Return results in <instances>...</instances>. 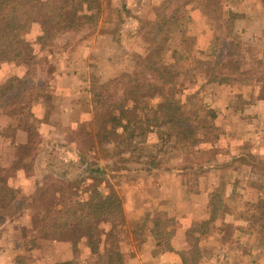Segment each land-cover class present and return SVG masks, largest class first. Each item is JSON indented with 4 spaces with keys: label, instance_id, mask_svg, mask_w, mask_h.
<instances>
[{
    "label": "rangeland",
    "instance_id": "374dc122",
    "mask_svg": "<svg viewBox=\"0 0 264 264\" xmlns=\"http://www.w3.org/2000/svg\"><path fill=\"white\" fill-rule=\"evenodd\" d=\"M102 1L103 12L97 27L80 32L61 33L45 45H41L37 40L41 34L40 25L33 24L25 35V39L30 44V49H25L26 60L29 62L21 64L18 59L5 62L0 70V89L11 77L20 76L21 79H27L25 84H17L13 92L8 94L7 97H15L14 101L10 102L6 98L0 100L3 106L8 103L4 108L0 107V168L7 170L6 177L17 192V199L9 206V214L4 215L5 219L0 223V251L16 245L14 264H54L57 256L55 251L58 249L54 246L55 240L58 242L65 240L72 244L76 254V264H100L99 256L83 250L87 248L92 251L91 237L85 225H71L60 232V237L50 238L54 224L66 221L73 223L71 218H77L85 212L79 208L90 193L94 192L93 184L96 182L102 186L106 194L110 193V188L113 189L122 199L124 209L121 222L119 218L118 222L114 223L112 217H105L101 222L95 223V239L100 253L106 254L117 245L124 252L127 260L140 251L143 247L141 244L147 239H151L156 245L158 240L161 244L167 245L169 240L167 234H172L174 231L176 218L165 215L161 210L162 203L157 199L156 190H151V195L154 197L149 199L148 211L143 214L135 211L133 215L132 212H127L125 206L128 198L129 203L133 205L132 189L138 187L135 190L137 191L135 200L137 203L141 202L142 186L146 184L151 174V171L147 170L149 168L162 166L185 169L184 176L190 182L194 180V172L200 169V166H206L208 163L219 164L215 157L217 149L210 147L213 133L209 128H212V125H207L208 119L202 116H206L207 110L202 107V103L207 101L208 96L204 91L196 90V84L199 85L202 78L198 75L200 69L195 67L204 62L194 59V46H188L191 53L187 52L180 39L192 29L203 26L204 21L219 23L221 26L213 43L209 47L200 45L206 49L205 54L210 60L205 62L208 67L205 66L203 69L208 72V76L225 73L233 78L237 75L239 61L232 53L233 49L237 50V48L230 47L228 39L239 45V43H247V40L251 41L252 36L230 34L229 29L232 27L224 28L223 15L228 17V9H234L238 17L243 18L238 21L239 26L264 25V0H165L164 2L155 0L157 3H162L160 6L162 10L158 9L155 13L156 18L158 15L168 18L173 10L177 8L179 10L162 27L146 23V21H155L156 18L134 20L136 16H140L138 5L145 6L152 3V0ZM184 1L189 2L183 5ZM195 5L206 13L205 18L203 16L201 19L198 18L200 12L195 9L193 16L189 14L191 7ZM144 6L141 8L143 9ZM101 22L107 23L103 27L114 38L116 49L114 57L118 59L114 64H118L119 67L121 63L124 65L121 73L114 77L125 74L137 75L138 60L143 57L136 52L137 49L142 48L145 54L147 53L143 58L146 61L157 57L166 63H172L175 57L183 71L189 69L188 74L183 73L188 76H182V79L186 77L184 79L186 88L181 98L182 101L188 102L187 110L193 116L188 125L197 127L196 134H191L185 139L184 134H177L168 124H155L152 131L137 138V150L121 157L120 173L110 171L120 159L106 156L101 151L95 137L93 122L95 109L92 103V90L114 77L105 79L101 52H95L91 60L86 52L83 53V43L88 44L89 47L95 44L100 47H97L98 50L104 43L107 44L106 46L110 44L99 38L94 39ZM140 27H142L141 32ZM5 32L4 26L1 27L0 33ZM251 43L253 42H250L247 48L252 51L256 46ZM261 43L264 47V40ZM132 51H135V54H131ZM128 54L131 56L128 57ZM74 70L81 71L79 79L65 77L64 73ZM246 74H250V78H253L252 73ZM68 87L84 91L82 96L75 93V99L81 101L83 105L89 102V113L92 115L84 116L91 119L83 121L78 125L79 127L76 126V129L65 124L60 115L61 109L67 105L64 98ZM155 101H158V98ZM194 107L197 112H194ZM194 114L201 116L197 124H194L196 120ZM48 123L55 124V128L47 131L45 127ZM18 130L25 132L21 135ZM24 134L27 135V142L17 141V145L12 144L14 140L24 137ZM256 151L254 146L249 145L245 149L247 155L243 159L244 162L258 167V170L251 174L246 172L244 177L252 176L254 179L263 180L264 158H258ZM98 168L103 171H98ZM235 175L232 174L233 177ZM244 190L247 198L244 199L245 203L239 206L232 202L226 205L222 201L224 194L219 190L215 191V204L219 207L216 217L213 216L208 224L202 225L203 221L193 223L188 228L189 243L192 247L185 252L188 264H197V261L201 260L198 247L200 244L205 246L213 243L211 238H207L208 236L204 238L200 235L211 229H214L218 233L217 236L232 247L233 257L230 261H235L236 264H264V199L258 198L260 194L255 188L246 187ZM4 204L5 202L0 200V206ZM74 210L79 211L75 214ZM231 215H242V218L248 220L246 232L239 231V224L232 221ZM238 222L244 223L243 219ZM154 229L159 233L157 239L150 236ZM255 231L260 234H255ZM84 237L86 239L82 240ZM196 249L198 252L194 255ZM239 249L240 251H237Z\"/></svg>",
    "mask_w": 264,
    "mask_h": 264
},
{
    "label": "crops",
    "instance_id": "0c3cea01",
    "mask_svg": "<svg viewBox=\"0 0 264 264\" xmlns=\"http://www.w3.org/2000/svg\"><path fill=\"white\" fill-rule=\"evenodd\" d=\"M152 1V3H148L145 6L138 5L137 8L140 9V16H136L134 20L139 21L140 18L153 20L156 18L155 13L162 3H157L155 0ZM164 1L160 0V2ZM142 6H144L143 9L141 8ZM196 6L191 7L192 10H190L189 14L193 16L195 9L196 11L198 10V13L200 12L198 18L201 19V16L205 18L206 16L204 15L206 13L202 9L200 11L198 6ZM259 10L262 11V9ZM228 11L229 16L223 15L222 17L224 28L232 27V29H229L230 34L233 33L232 35L239 33L243 36H252L251 41L247 40V43H239V45L237 42L233 43L231 39H228L229 46L237 48V50L233 49L232 53L239 61L238 72L236 73L237 75H234V79L224 73L219 75V77H224L223 81H220L219 78L211 80V76H208V72L203 69L205 66L206 68L208 67V64L205 65V62L210 61L208 60L209 56L205 54L204 50L206 49H203V46L207 45L206 47H209L213 43L221 26L219 23L215 24L208 22V20L204 21L203 26L192 29L180 39L182 46L187 52L191 53L188 50V46H194V59L204 62L199 64V66H194L200 69L198 75H201L200 78H202L199 85L196 84V90L204 91L208 96L207 101L202 103L203 105L201 104L207 110L206 116H202L208 119L207 125H212V128L207 126L213 133L210 147L217 149L215 157L219 164L208 163L206 166H200V169L195 170L199 174L194 172V180L190 182L184 176L185 169L156 166L148 170L151 171V174L146 184L142 186L141 193H143V197L139 196L142 201L137 203V200H135L137 192L135 190L138 187L136 189L134 187L131 197L133 198V205L129 203L130 199L128 198L125 206L126 211L132 212V215L135 211L141 212V214L148 211L149 199L154 197L151 195V190H156L157 199L162 203L161 210L165 212V215L175 217L177 222L167 245L158 243L156 245L151 239H147L146 242L141 244L143 247L140 248V251H137L136 254L126 260V264H184L182 254L192 248L189 243L188 234L190 230L188 228L193 223L196 224L211 219L212 208L210 207V203L215 191L219 190L224 194L222 201L226 205L231 202L237 206L245 203L244 199L247 198V195L244 189L246 187L255 188L260 194L258 198L264 199V179L257 180L252 176L244 177V173L250 172L251 174V172L258 170V167L243 160L246 158L247 153L245 149L248 145L254 146L257 149L258 158H264V47L261 45L262 40H264V25L254 27L248 25L245 27L239 26L238 21L243 18H239L238 13H236L237 11H234V9H228ZM147 12H151V14H147ZM103 25H107V23H100V29L94 39L99 38V40L107 43L110 42V44L106 46L107 44L104 43L103 47L98 50L100 47L95 44L89 47L88 44L83 43V53L86 52L89 60H91L95 52H101L103 73L106 76L105 79L108 80L121 73V68L124 65L121 63V67H119L117 66L118 64H114V62L118 61L114 57V54L116 55L114 38L109 31L105 30L106 28ZM250 42H253L254 46H256L252 51L247 48L250 46ZM202 44L204 45L200 46ZM142 49H137L136 54L145 58L147 53L145 54L144 48ZM131 54H135V51H132ZM127 56L131 55L128 54ZM212 64L214 65L215 61ZM247 72L252 73L253 78H250V74H246ZM64 75L75 80V78H80L81 71L74 70L70 73L66 72ZM66 90L64 100H66L67 105L61 109L60 115L65 124H68L72 129H76V126L83 121L91 119L84 118L87 115L92 116L89 113V102L83 105L81 101L75 99V93L78 96L83 95L84 91L81 92V89L68 87ZM199 118L201 116L197 117L194 124L199 123L197 121ZM54 125L48 123L45 129L49 131L55 128ZM18 131L22 133L21 135L25 132L24 130ZM17 141L20 143L27 142V135L24 134V137L21 139L14 140L12 144L17 145ZM20 173H22L21 170ZM233 173L234 175L236 174L234 177L232 176ZM223 210L225 211V207ZM213 216L216 217V215ZM231 217L233 222L239 224V231L246 232L248 220L242 218V215H231ZM241 219H243L244 223L238 222ZM254 233L260 234L257 231ZM151 234L152 238H156L153 232ZM200 235H203L204 238L208 236L207 238H211L213 243L205 246L200 244L198 246L202 258L197 261V264H236L235 261H230V258L233 257L232 247L222 241L214 229ZM85 239V237L82 238V240ZM54 246L58 248L55 251L57 256L54 264L59 261L76 260V254L70 242L65 240L58 242L55 240ZM16 247V245H11L9 249L4 248L5 251L4 249L0 251V264H14V251H17ZM83 250L84 252L88 251L89 254H93L92 251H89L90 249L84 248ZM101 250L104 251L103 249ZM237 251H240V249ZM242 259L240 258V260Z\"/></svg>",
    "mask_w": 264,
    "mask_h": 264
},
{
    "label": "trees",
    "instance_id": "16d2710c",
    "mask_svg": "<svg viewBox=\"0 0 264 264\" xmlns=\"http://www.w3.org/2000/svg\"><path fill=\"white\" fill-rule=\"evenodd\" d=\"M188 2L184 1L183 5ZM165 9L167 10L168 6ZM161 10L159 8V11ZM178 11V8L173 10L168 18L158 15L155 21H146V23L162 27ZM102 12V0H0V28L4 26L6 31L0 33V70L5 62L17 59L21 64L29 62L26 60L25 49L29 50L30 44L25 39V35L33 24L40 25L41 34L37 40L41 45H45L61 33L80 32L97 27ZM139 30L141 32L142 27ZM173 61L166 63L157 57L150 61L139 59L137 75L117 76L93 88L92 103L95 109L93 122L96 140L106 156L120 159L110 169L112 173H120L121 157L137 150V138L152 131L155 124H168L177 134H184L185 139H188L191 134H196L197 127L188 125L193 119L187 110L188 102L182 101L181 98L186 88V80H184L186 77L182 79V76H188L183 73L188 74L189 69L183 71L176 62L177 58L174 57ZM21 78L20 76L11 77L6 82L0 89V100L6 98L10 102L14 101L15 97L7 96L13 92L17 84L26 83L27 79ZM218 78L220 81L224 80V77L211 76V80ZM15 95L17 96V93ZM156 98L158 101H155ZM7 105L8 103H5L4 106ZM4 106L0 104V107L4 108ZM194 112H197L195 107ZM197 117L198 115L194 114V119ZM98 171L103 170L98 168ZM6 173V169L0 168V200L5 202L4 206H0V223L5 219L4 215L9 214V206L17 199L16 189L9 182ZM93 189L94 192L90 193L79 208L85 212L77 218H71L73 223L66 221L54 224L50 238L60 237V232L71 225H85L91 237L92 252L100 257V264H126V256L119 246L115 245L103 254L100 253L95 239V223L101 222L105 217H112L114 223L118 222V218L120 222L123 220V201L111 188L110 193L106 194L97 182L93 184ZM215 202V195H213L210 203L212 217L219 210ZM78 211L74 210V213L77 214ZM210 220L204 221L202 225L208 224ZM152 232L156 237L159 236L155 229ZM167 235L170 238L171 234ZM157 243L161 244V241L158 240ZM197 252L198 249L194 255ZM182 258L184 264H188L185 253L182 254ZM55 264L76 263L71 260L59 261Z\"/></svg>",
    "mask_w": 264,
    "mask_h": 264
}]
</instances>
